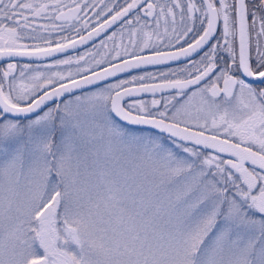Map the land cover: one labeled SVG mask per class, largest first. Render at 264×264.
Wrapping results in <instances>:
<instances>
[{
    "label": "snow or ice",
    "instance_id": "snow-or-ice-1",
    "mask_svg": "<svg viewBox=\"0 0 264 264\" xmlns=\"http://www.w3.org/2000/svg\"><path fill=\"white\" fill-rule=\"evenodd\" d=\"M0 264H264V0H0Z\"/></svg>",
    "mask_w": 264,
    "mask_h": 264
}]
</instances>
